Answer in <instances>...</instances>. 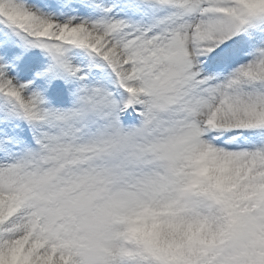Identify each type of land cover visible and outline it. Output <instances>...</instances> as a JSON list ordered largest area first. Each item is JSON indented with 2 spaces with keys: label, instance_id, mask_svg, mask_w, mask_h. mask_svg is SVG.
<instances>
[{
  "label": "snow or ice",
  "instance_id": "1",
  "mask_svg": "<svg viewBox=\"0 0 264 264\" xmlns=\"http://www.w3.org/2000/svg\"><path fill=\"white\" fill-rule=\"evenodd\" d=\"M0 264H264V0H0Z\"/></svg>",
  "mask_w": 264,
  "mask_h": 264
}]
</instances>
